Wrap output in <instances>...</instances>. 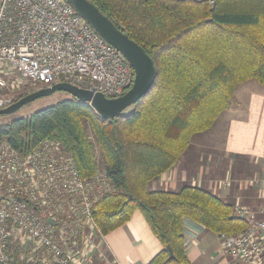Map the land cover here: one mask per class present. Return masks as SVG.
I'll return each mask as SVG.
<instances>
[{"label":"trees","instance_id":"1","mask_svg":"<svg viewBox=\"0 0 264 264\" xmlns=\"http://www.w3.org/2000/svg\"><path fill=\"white\" fill-rule=\"evenodd\" d=\"M88 1L150 56L153 85L131 111L114 118L69 96L0 123V141L25 152L44 138L56 139L88 177L98 166L91 133L114 185L92 208L99 232H112L139 210L163 246L149 264H189L183 217L227 234L245 230L247 220L202 188L152 191L147 185L178 161L194 134L211 127L237 84L253 79L264 85V0H215L212 6L208 0Z\"/></svg>","mask_w":264,"mask_h":264},{"label":"built area","instance_id":"2","mask_svg":"<svg viewBox=\"0 0 264 264\" xmlns=\"http://www.w3.org/2000/svg\"><path fill=\"white\" fill-rule=\"evenodd\" d=\"M133 78L124 55L66 0H0V109L22 87L67 83L116 98ZM113 190L104 168L82 177L56 139L25 152L0 141V264H98L102 235L92 208ZM232 210L248 226L219 233L228 263L264 264V206Z\"/></svg>","mask_w":264,"mask_h":264},{"label":"crops","instance_id":"3","mask_svg":"<svg viewBox=\"0 0 264 264\" xmlns=\"http://www.w3.org/2000/svg\"><path fill=\"white\" fill-rule=\"evenodd\" d=\"M185 185L208 191L232 209L241 206L257 212L264 206V85L253 79L237 84L230 105L211 127L194 134L178 161L147 187L178 191ZM240 218L248 222L247 216ZM182 233L189 264H229L219 233L187 216ZM97 241L98 264H149L163 249L139 210Z\"/></svg>","mask_w":264,"mask_h":264},{"label":"water","instance_id":"4","mask_svg":"<svg viewBox=\"0 0 264 264\" xmlns=\"http://www.w3.org/2000/svg\"><path fill=\"white\" fill-rule=\"evenodd\" d=\"M74 9L97 31L109 44L119 50L133 69L132 86L121 96L116 98L105 97L101 93L78 88L67 83H58L48 88H41L25 94L6 108L0 109V115L10 114L24 104L37 98L63 91L80 102H85L102 118H114L136 103L151 88L156 77V70L150 56L143 48L130 39L122 29L107 18L88 0H66ZM165 249L169 259L174 257L170 245Z\"/></svg>","mask_w":264,"mask_h":264},{"label":"rangeland","instance_id":"5","mask_svg":"<svg viewBox=\"0 0 264 264\" xmlns=\"http://www.w3.org/2000/svg\"><path fill=\"white\" fill-rule=\"evenodd\" d=\"M25 87H28V86H25ZM23 88L24 87H22V91L20 90V91L15 92V94H14L15 99L18 98L19 96H24L25 94H27V93H25L27 90H25ZM33 90H35V89H33ZM68 97H69V95L63 91H55L50 95L37 98L33 101H30V102L24 104L23 106H21L18 110H16L13 113L0 115V123L9 122V121L14 120L16 118L27 117L35 111H38V110L43 109L45 107L51 106V105L57 103L58 101L66 99ZM131 109H132L131 106L128 107L126 110H124V113H128L129 111H131ZM197 135H200V134H197ZM89 136H90V139L94 143L95 157H96V161L98 163L97 169H99V168L103 167L102 166L103 160L100 156V152L98 150V147L96 146V143H95L94 138L91 135V133H89Z\"/></svg>","mask_w":264,"mask_h":264}]
</instances>
